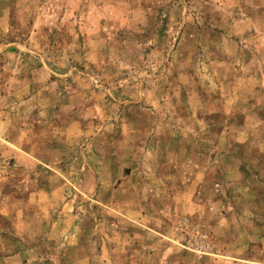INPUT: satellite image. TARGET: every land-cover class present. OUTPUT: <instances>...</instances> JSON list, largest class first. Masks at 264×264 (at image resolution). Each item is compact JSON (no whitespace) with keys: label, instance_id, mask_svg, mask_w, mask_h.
Returning a JSON list of instances; mask_svg holds the SVG:
<instances>
[{"label":"rangeland","instance_id":"obj_1","mask_svg":"<svg viewBox=\"0 0 264 264\" xmlns=\"http://www.w3.org/2000/svg\"><path fill=\"white\" fill-rule=\"evenodd\" d=\"M0 264H264V0H0Z\"/></svg>","mask_w":264,"mask_h":264}]
</instances>
